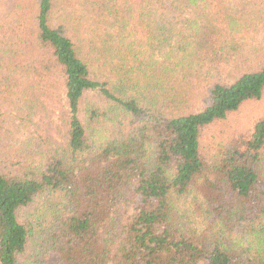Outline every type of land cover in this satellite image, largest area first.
Instances as JSON below:
<instances>
[{"label":"trees","instance_id":"1","mask_svg":"<svg viewBox=\"0 0 264 264\" xmlns=\"http://www.w3.org/2000/svg\"><path fill=\"white\" fill-rule=\"evenodd\" d=\"M50 261L264 264V0H0V264Z\"/></svg>","mask_w":264,"mask_h":264},{"label":"rangeland","instance_id":"2","mask_svg":"<svg viewBox=\"0 0 264 264\" xmlns=\"http://www.w3.org/2000/svg\"><path fill=\"white\" fill-rule=\"evenodd\" d=\"M45 109L34 117L29 127L28 135L47 137H57L55 133L56 124L58 123L57 104L53 101H44ZM257 111L255 107L254 112ZM51 264V261L48 263Z\"/></svg>","mask_w":264,"mask_h":264}]
</instances>
